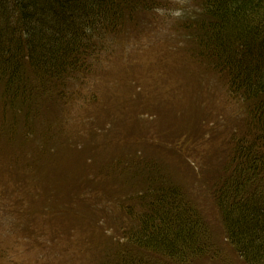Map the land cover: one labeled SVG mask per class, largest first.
<instances>
[{"label": "rangeland", "instance_id": "obj_1", "mask_svg": "<svg viewBox=\"0 0 264 264\" xmlns=\"http://www.w3.org/2000/svg\"><path fill=\"white\" fill-rule=\"evenodd\" d=\"M149 6L72 96L36 91L24 114L0 86V264L129 261L123 232L160 184L179 186L214 228L205 264H244L209 193L233 146L252 139L254 101L232 94L229 71L196 43L202 0Z\"/></svg>", "mask_w": 264, "mask_h": 264}, {"label": "trees", "instance_id": "obj_2", "mask_svg": "<svg viewBox=\"0 0 264 264\" xmlns=\"http://www.w3.org/2000/svg\"><path fill=\"white\" fill-rule=\"evenodd\" d=\"M202 1L196 43L229 71L232 94L254 101L252 139L233 146L225 170L210 184L211 205L242 262L264 264V0ZM151 2L0 0L3 98L25 114L36 91L58 88L59 97L72 96L73 85L83 86L94 73L126 19L149 10ZM148 194L144 213L123 232L132 258L121 264H205L214 257V228L179 186L160 184Z\"/></svg>", "mask_w": 264, "mask_h": 264}]
</instances>
